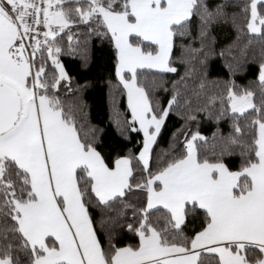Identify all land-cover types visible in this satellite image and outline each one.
Here are the masks:
<instances>
[{"label": "snow or ice", "instance_id": "6c2138e0", "mask_svg": "<svg viewBox=\"0 0 264 264\" xmlns=\"http://www.w3.org/2000/svg\"><path fill=\"white\" fill-rule=\"evenodd\" d=\"M0 264H264V0H0Z\"/></svg>", "mask_w": 264, "mask_h": 264}, {"label": "trees", "instance_id": "16d2710c", "mask_svg": "<svg viewBox=\"0 0 264 264\" xmlns=\"http://www.w3.org/2000/svg\"><path fill=\"white\" fill-rule=\"evenodd\" d=\"M248 35H251L250 33ZM237 37V31L236 28L227 25L224 26L222 30L218 31V39L221 44L230 43L232 40H235ZM242 40H246L245 37H242ZM253 48H256L258 51L259 45L254 44ZM95 55V61L97 64H103L105 61L104 54L100 52L98 49L94 52ZM67 66L69 67L70 72L73 75H76L77 78H79V63L77 61L73 60H67L66 59ZM96 75H102V73H94ZM251 78V77H249ZM245 81H241V83H244ZM101 88L103 91H91L89 96L87 97L88 103L91 107V116L94 123H100L101 121H107L108 112H109V100H108V93L107 88L103 85L101 82ZM122 106L124 105V101H121ZM104 126V125H102ZM205 134L210 135L212 131L211 125H205L204 127Z\"/></svg>", "mask_w": 264, "mask_h": 264}]
</instances>
